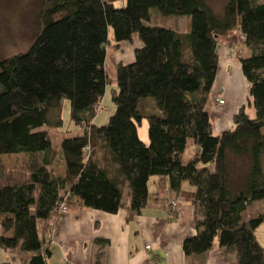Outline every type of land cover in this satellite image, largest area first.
<instances>
[{
    "label": "trees",
    "instance_id": "obj_1",
    "mask_svg": "<svg viewBox=\"0 0 264 264\" xmlns=\"http://www.w3.org/2000/svg\"><path fill=\"white\" fill-rule=\"evenodd\" d=\"M151 8L187 15L189 29L150 24ZM39 23L27 50L0 58V155H29L27 180L0 185V249L10 255L0 264H48L45 231L63 214L59 205L68 210L74 197L86 208L115 214L124 206L129 220L137 217L147 206L152 177L166 178L175 192L183 181L194 188L195 233L184 238V255L204 254L216 241L236 254L232 264H264L254 235L264 222V1L227 0L217 15L206 0H43ZM109 29L116 43L136 34L141 46L133 61L117 63L114 112L96 125L95 107L108 84ZM238 30L249 50L239 61L254 116L243 104L232 127L214 134L205 104L218 39ZM62 100L69 101L70 120L81 131L63 137L57 152L41 128L62 125ZM144 118L147 142L137 130ZM189 140L196 149L184 162ZM106 153L115 173L103 164ZM231 155L247 160L243 173L232 176ZM55 160L64 164L61 177L50 173ZM254 202L259 214L245 220ZM22 253L27 260H20Z\"/></svg>",
    "mask_w": 264,
    "mask_h": 264
},
{
    "label": "crops",
    "instance_id": "obj_2",
    "mask_svg": "<svg viewBox=\"0 0 264 264\" xmlns=\"http://www.w3.org/2000/svg\"><path fill=\"white\" fill-rule=\"evenodd\" d=\"M235 37L238 40L237 43L234 40ZM235 37L229 34L221 38L220 42L218 39L220 50L217 62L223 70L224 66H227L230 73L222 78L225 85L221 90L226 99H223V104H217L216 100L221 97L216 96L214 105H211L216 122L221 123L220 129L217 130L230 126L229 114L233 116L244 104V99L248 98L249 84L241 72L239 60L241 57L248 56L249 50L239 34ZM235 44L238 45L237 49L234 47ZM217 110L218 112H215ZM98 116L97 112L93 123L102 125V123H96ZM101 119L104 122L106 116ZM209 119L213 129L212 116H209ZM141 139L144 142L148 141L146 135ZM19 156L26 160L29 159V155L25 153L7 155V157L16 159ZM57 161L59 160L53 163L50 173L55 177H61L64 175V164L60 161L57 163ZM102 161L109 171L115 173L117 167L111 164L113 160L110 153H106ZM22 163L21 161L19 166L18 164L9 166L11 171L8 179L10 181L17 180V173L23 175L20 176L21 179L23 178L22 182L27 180L28 161L24 165ZM56 164L60 165L58 169ZM153 187L156 201L162 198L163 208L153 209L154 212H152L146 206L140 215L131 220L128 219L129 214L124 206L117 213L109 214L85 208L77 197L72 198L69 209L61 214L60 218L54 220L50 229L45 231L51 249L48 264L52 262V257L53 261H56L55 264H65V259H68L70 264H232L236 261V254L220 247L217 242H214L213 247L204 254L184 255L183 240L186 236L195 233L191 204L194 188L183 181L179 190L175 192L169 189L164 177H155ZM125 191L122 203L129 200L128 189L124 184ZM168 198H173L178 202L177 209L173 210L167 205ZM43 226L44 221H40L38 223L40 232ZM0 229H2L1 226ZM7 234L9 235L10 232ZM146 245H150L151 250H146ZM28 257V254L22 253L20 258L21 261H25Z\"/></svg>",
    "mask_w": 264,
    "mask_h": 264
},
{
    "label": "rangeland",
    "instance_id": "obj_3",
    "mask_svg": "<svg viewBox=\"0 0 264 264\" xmlns=\"http://www.w3.org/2000/svg\"><path fill=\"white\" fill-rule=\"evenodd\" d=\"M42 1L43 0H0V58L2 57H8L12 56L16 53L23 52L28 49V47L31 45L34 36L38 33L40 30V23H39V12L42 7ZM258 2H262L264 0H256ZM207 4L211 7L213 12L217 15H221L224 9V6L227 2V0H206ZM150 24H157L166 28H172L180 32H185L189 29V17L187 15H162L157 9L151 8L150 9ZM236 34H239V36L244 39V35L241 31H234L231 33L234 37ZM221 38L220 37L219 42ZM108 39L109 43L106 45V54L104 59V67L107 72L108 77V84L105 89L104 96L102 98V101L100 102L101 109H97L98 105L95 107L96 112H98L99 116L97 118L96 123H107L108 118L110 115L114 112V104L111 101V89L115 87L116 83V66L119 61H122L123 63H129L133 61L134 59V48L141 46V41L138 39L137 35L134 34L132 40L127 41L123 40L119 43H116L113 39V33L112 30L109 29L108 32ZM234 40L237 43L236 37ZM118 44V45H116ZM236 49L238 45L235 44L234 46ZM220 50V46L217 47V52ZM240 56V55H239ZM239 56L237 58H239ZM227 66H224V70L220 66L219 62H217V71L215 75L214 82L212 84L211 90L209 92L205 108L209 112V116H212L213 120V133L218 134L222 132L223 130L230 129L233 125V122L231 120L230 114V126H225V128L220 129L221 123L216 122L213 115V110H211V105L215 102V97H221V99H226V97L222 94V90L224 87V81L223 76H227L230 71L226 68ZM241 68V67H240ZM242 72V70H241ZM248 82V81H247ZM249 84V83H248ZM249 90V89H248ZM248 93V92H247ZM220 94V96H219ZM33 97V94H29ZM63 104H61V120L62 125L58 128L50 127V126H43L41 129H47L49 132L51 138H52V145L55 149L59 150V141L65 137L73 135L74 133H78L81 130L74 127L73 123L70 120V105L68 100H62ZM224 102V100H223ZM227 103H229V100H227ZM244 104H246V111L250 115V117L254 116L253 111L248 106L247 99H244ZM214 105V104H213ZM220 110V109H219ZM215 112H218L215 111ZM214 112V113H215ZM106 116L105 121H102V117ZM54 116H52L53 118ZM54 120V119H52ZM138 135L139 137H144L146 135L147 139V121L146 119H142L141 123L137 127ZM219 131V132H216ZM264 132V131H263ZM195 145L189 140L187 142L186 150L183 154V161L187 162L190 160L195 153ZM99 151V150H98ZM15 159V160H14ZM24 165L26 161H29V159L26 160L22 158V156H19L16 158H10L7 157V155H0V185L6 184V183H19L23 181V178L21 179L20 176L22 174L17 173L18 177L17 180L10 181L9 175L10 171L9 166L12 164H19L21 161ZM230 160V173L232 176H235L237 174L243 173L248 165V162L245 158L237 157L234 155H231L229 157ZM59 163V161H57ZM60 165L56 164V168L58 169ZM56 169V171H57ZM23 173V172H22ZM23 176V175H22ZM53 176V175H52ZM155 177H152L150 181L148 182V188H149V195H148V202L147 209L154 212L153 209H161L163 208V204L161 203V200L156 201L154 192H153V181ZM126 194V191L123 194ZM169 199V198H168ZM158 202V203H157ZM157 203V204H156ZM86 208V207H85ZM260 211V203L254 202L247 208V210L244 212V219L247 220L249 218L255 217L259 214ZM62 215L59 216V218ZM4 216L0 215V224ZM1 226V225H0ZM2 228V227H1ZM0 233H3V229H0ZM254 235L257 239V241L260 243V245L264 249V222H262L254 231ZM216 242V241H215ZM8 253L6 251L4 252L2 249H0V262H4L8 257ZM51 257V256H50ZM21 260V258H20ZM24 261V260H23ZM50 261V258H49ZM56 261H53L50 264H55Z\"/></svg>",
    "mask_w": 264,
    "mask_h": 264
},
{
    "label": "built area",
    "instance_id": "obj_4",
    "mask_svg": "<svg viewBox=\"0 0 264 264\" xmlns=\"http://www.w3.org/2000/svg\"><path fill=\"white\" fill-rule=\"evenodd\" d=\"M216 103L223 104V100L220 99V98H218L216 100ZM97 109H101V107L98 105ZM87 150H89V147H87ZM167 205L170 206L173 210L178 208V202L176 200H174L173 198L167 199ZM58 210H59L60 213H65L67 211V208H66V205H65L64 202H62L59 205ZM145 249L146 250H151V246L150 245H146L145 246ZM65 264H70V262L68 261V259H65Z\"/></svg>",
    "mask_w": 264,
    "mask_h": 264
}]
</instances>
